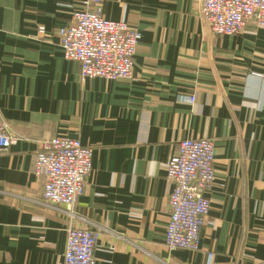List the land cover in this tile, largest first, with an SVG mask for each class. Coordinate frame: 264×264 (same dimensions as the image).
<instances>
[{"label":"crops","instance_id":"0c3cea01","mask_svg":"<svg viewBox=\"0 0 264 264\" xmlns=\"http://www.w3.org/2000/svg\"><path fill=\"white\" fill-rule=\"evenodd\" d=\"M85 1L0 0V120L20 136L0 155V264H63L68 227L88 225L95 264H264V29L213 35L200 0H99L140 34L133 76L81 80L58 30ZM52 138L93 149L73 220L39 202L36 141ZM201 138L215 180L199 250L168 253L166 162Z\"/></svg>","mask_w":264,"mask_h":264},{"label":"built area","instance_id":"2783aa9c","mask_svg":"<svg viewBox=\"0 0 264 264\" xmlns=\"http://www.w3.org/2000/svg\"><path fill=\"white\" fill-rule=\"evenodd\" d=\"M71 23L58 30L62 57L79 67L80 79H131L133 59L140 34L123 21L102 18L99 0H86ZM200 21L214 35L240 34L248 22L264 29V0H200ZM39 32L44 33L40 28ZM20 136L0 120V155L15 145ZM38 150L32 172L43 177L40 203L60 207L70 220L76 218L75 206L83 194L92 171L93 149L75 138L36 141ZM177 154L166 162V178L172 189L168 196L169 221L164 235L168 253L177 250L198 251L200 229L209 213V191L215 180L214 145L209 139H187L178 143ZM89 224V223H86ZM99 229L69 226L63 264H95L94 249ZM213 254H207L211 264Z\"/></svg>","mask_w":264,"mask_h":264},{"label":"bare ground","instance_id":"6f19581e","mask_svg":"<svg viewBox=\"0 0 264 264\" xmlns=\"http://www.w3.org/2000/svg\"><path fill=\"white\" fill-rule=\"evenodd\" d=\"M255 25V24H254ZM242 33V32H241ZM214 35V34H213ZM217 36H224V35H217ZM232 36H234V35H232Z\"/></svg>","mask_w":264,"mask_h":264}]
</instances>
